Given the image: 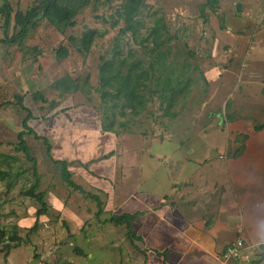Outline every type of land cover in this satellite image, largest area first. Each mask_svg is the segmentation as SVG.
Segmentation results:
<instances>
[{
    "label": "rangeland",
    "instance_id": "1",
    "mask_svg": "<svg viewBox=\"0 0 264 264\" xmlns=\"http://www.w3.org/2000/svg\"><path fill=\"white\" fill-rule=\"evenodd\" d=\"M6 1L0 0V5ZM10 1L15 10L24 11L39 0ZM69 1L77 8L74 26L59 32L40 18L15 43L1 41L5 33L0 16V231L4 233L0 264H145L144 251L134 249L124 226L105 219L132 207L138 185L162 193L168 180L184 189L173 198L178 197V204L189 214L214 216L228 183L226 162L244 148L241 137L234 136L235 124H264V0H217L214 8L205 6L207 0H144L136 15L141 26L135 37L120 31L125 20L116 10L124 0ZM157 19L166 28L161 39L167 69L172 78L178 75L183 89L176 91L171 104L156 94L151 96L147 89L149 102L137 116L128 111L123 116L115 109L110 116L114 129L106 131L108 137L102 136L107 138L102 146L99 135L89 128L96 119L102 123L106 108L98 83L101 56L110 58L118 48L122 56L131 52L148 66L153 43L143 38L151 40L149 30ZM87 28L98 35L90 50L81 53L78 41ZM17 30L11 23L6 35ZM59 46L68 49L66 57L55 56ZM65 74L78 80V91L64 93L51 87ZM148 88H154L153 83ZM38 93L43 99L34 97ZM28 112L29 126L53 148L49 157L41 138L24 136L36 159V191L45 193L47 205L42 221L33 229L17 223L40 207L25 193L35 180L32 163L16 150L17 133ZM63 119L69 125L75 122L80 126L77 132L86 134L85 144L78 148H87L93 172L83 188L101 198L100 216L95 201L69 186L55 162H68L73 153L59 143L63 131L57 128L65 127ZM81 126L87 128L81 130ZM52 130L58 131L54 135ZM67 141L71 145L74 140ZM72 146L75 149L77 144ZM102 166L115 168L106 181L104 175L96 174L98 167L106 173ZM74 176L76 182L83 180L78 169ZM14 234L17 242L9 239ZM5 244L18 246L5 257ZM159 254L164 256V252Z\"/></svg>",
    "mask_w": 264,
    "mask_h": 264
},
{
    "label": "crops",
    "instance_id": "2",
    "mask_svg": "<svg viewBox=\"0 0 264 264\" xmlns=\"http://www.w3.org/2000/svg\"><path fill=\"white\" fill-rule=\"evenodd\" d=\"M8 1L11 3L10 0ZM237 119L233 118L231 121L236 122ZM28 121L30 123V118ZM63 122L65 124L62 125L65 127L57 128L63 131L59 132V143L69 146L70 151L73 149L68 161V169L73 176L74 170L78 169L83 180L76 182L75 176L72 179L76 184L87 187L84 184L86 180L89 181V172H93L88 167L92 159L87 155V148H78L85 144L82 142L86 134L77 132V127L80 126H76L75 122L70 125L65 120ZM255 125L258 124H246V122L235 124L234 136L247 134L248 138L244 141L242 152L236 157H230L226 162L224 173L228 183L224 185L222 202L212 218L201 214H189L178 204V197H173L179 193V190L184 192L179 182L170 184L168 180V188H165L162 193L152 188L139 189L142 184L135 188L137 190H134L132 194V207L122 213H133L135 216L131 228L141 239L133 241L139 251H144L142 255L146 259L145 264H157L161 261L163 264H223L219 257L221 251L237 238L251 246L254 251L252 257L257 256L253 264H264V126L256 131ZM81 127V130L87 128V126ZM89 128L92 129V133L99 135L101 138L99 144L103 146L107 138L102 136L108 137V134L102 130L100 119H96V123ZM52 131L55 135L54 132L58 130ZM61 136H64L65 141L61 139ZM66 137L70 138L66 139ZM67 140H74L72 144H77L76 148L74 149ZM56 145V147L59 146L58 143ZM103 155L106 156V154ZM185 167H183L185 170H190L189 166ZM102 168L106 173L104 174V171L98 167L96 174L104 175L103 179L106 181L110 174L115 172V168L112 170L106 169L107 166ZM107 170L111 172L107 174ZM169 175L172 176L171 173ZM179 176L182 177L181 172ZM97 188L104 190V188ZM79 211L82 210L79 209ZM35 212L36 209L33 208L32 212L20 217L18 225L31 227L32 221L35 222L37 219L34 216ZM41 217L42 215L38 216V221H42ZM159 252H164V256Z\"/></svg>",
    "mask_w": 264,
    "mask_h": 264
},
{
    "label": "trees",
    "instance_id": "3",
    "mask_svg": "<svg viewBox=\"0 0 264 264\" xmlns=\"http://www.w3.org/2000/svg\"><path fill=\"white\" fill-rule=\"evenodd\" d=\"M110 1V0H105ZM217 0H207L205 6L214 8ZM145 5L144 0H124L121 9L116 10L118 14H121L123 20H125L124 27L120 30L121 33H131L135 37L140 28V22L136 19V15L140 12L141 8ZM77 8L73 6L69 0H39L35 1L29 8L24 11L20 9H14L9 2H4L0 5V16L2 18V26L5 33V37L1 39L5 43H15L20 41L28 32V29L37 23L40 18L46 19L52 24L59 32H63L67 27L75 25L74 17L76 15ZM12 21V22H11ZM13 28L18 27L15 34L10 36L6 35L10 24ZM116 22H113L112 26H115ZM165 26L161 23L160 19H157L155 24L149 30L150 38H143V41H150L153 43V60L148 66H145L141 59L135 58L133 53L129 52L128 55L122 56L121 51L117 48L115 53L110 58H103L101 56V62L98 66V83L100 89V98L104 103V111L102 112V130H113V121L110 120V116L114 115L115 109H120V115H126V112L132 116H137L142 113L149 102L148 92L150 95H158V97L167 101L169 104L173 102L176 91L182 90L183 87H179L180 81L178 75L174 78L170 75L168 70V64H166V53L163 50V40L161 39L163 34L166 33ZM98 35L97 31L91 28H87L83 31L78 41V51L86 53L90 50L95 37ZM69 40L76 41V38L69 37ZM68 55V49L65 46H59L55 50V56L57 58H64ZM173 79H176L175 81ZM174 81V82H172ZM153 83L154 88H148L149 84ZM51 87L64 93L76 92L80 89L78 80L72 78L70 75L56 79L51 83ZM148 92H146V90ZM41 97V94L34 97ZM43 99V98H42ZM110 102V104H108ZM20 106L28 110L18 98ZM170 106V105H168ZM109 114V115H108ZM31 114L28 112L27 116L22 119V129L17 133V146L16 150L21 151L26 159L32 163V170L35 177L33 184L28 190L26 195L34 198L40 205L36 209V217L45 214L47 205L44 200V194L42 191H36L38 186V173L36 168V159L31 156L29 147L24 139L27 134H32L35 138H41L45 144L46 155L51 157V144L46 137L39 136L30 126H28V120ZM229 119V118H228ZM230 118L229 120H232ZM263 124L254 126V130L258 131L263 128ZM241 137L242 141L248 137L247 134H237L236 138ZM235 138V140H236ZM243 147V146H241ZM243 148H239L233 157H236L242 152ZM60 165V174L62 179L73 189L78 190L84 196L95 201L97 206L96 215L100 216L102 212V200L97 194L86 191L82 186L76 184L72 179V174L68 169L69 162L66 160H55ZM4 174V173H2ZM133 213H121L111 214V216L105 221L113 223L114 225L124 226L125 236L129 239L132 246L135 248L134 239H141L136 235L131 228V223L134 219ZM37 219L33 226L29 229H33L37 224ZM4 233L0 231V242ZM11 241H18L19 237L14 234L9 238ZM17 244L10 246L5 244L4 256L13 248L17 247ZM165 264V263H164Z\"/></svg>",
    "mask_w": 264,
    "mask_h": 264
},
{
    "label": "built area",
    "instance_id": "4",
    "mask_svg": "<svg viewBox=\"0 0 264 264\" xmlns=\"http://www.w3.org/2000/svg\"><path fill=\"white\" fill-rule=\"evenodd\" d=\"M253 253L251 246L237 238L225 246L219 257L223 264H249L253 259Z\"/></svg>",
    "mask_w": 264,
    "mask_h": 264
}]
</instances>
